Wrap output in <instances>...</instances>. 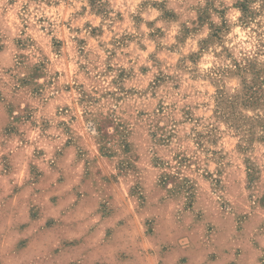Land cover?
<instances>
[{
	"label": "rangeland",
	"instance_id": "rangeland-1",
	"mask_svg": "<svg viewBox=\"0 0 264 264\" xmlns=\"http://www.w3.org/2000/svg\"><path fill=\"white\" fill-rule=\"evenodd\" d=\"M255 80L264 0H0V264H264Z\"/></svg>",
	"mask_w": 264,
	"mask_h": 264
},
{
	"label": "trees",
	"instance_id": "trees-1",
	"mask_svg": "<svg viewBox=\"0 0 264 264\" xmlns=\"http://www.w3.org/2000/svg\"><path fill=\"white\" fill-rule=\"evenodd\" d=\"M244 7V4H242ZM242 8V12H246ZM264 84V81L255 80L252 84H245L243 87V94L241 97L243 104H255L258 101H264V93L262 92L261 88Z\"/></svg>",
	"mask_w": 264,
	"mask_h": 264
},
{
	"label": "crops",
	"instance_id": "crops-1",
	"mask_svg": "<svg viewBox=\"0 0 264 264\" xmlns=\"http://www.w3.org/2000/svg\"><path fill=\"white\" fill-rule=\"evenodd\" d=\"M68 151H70V148L69 147H66V149H65V151H63V153H62V156H65V155H67L66 153L68 152ZM63 158V157H62ZM78 159H77V157H75V159H74V161H75V164H76V161H77ZM61 184H64L65 185V182H62ZM74 184L75 185H77V184H79V178H78V175H76L75 176V182H74ZM74 188H78V187H74V186H68L67 187V189L69 190H73ZM79 204H81V201H78L77 202V204H76V207L77 206H79ZM100 217V227L101 228H103V227H105L106 226V222H107V218L105 217V218H102L101 216H98V218ZM32 239H30L29 241H28V245H27V247L25 248V249H23V251L24 252H29L30 250H31V247H32V244L34 243V241H36L37 240V238H33V237H31ZM7 238H6V236H4V235H2V236H0V244H2V247H1V249H0V255H2L1 253H5L4 251H6V249H7V247H6V245H5V240H6ZM4 243V244H3ZM102 243V242H101ZM110 243L113 245V241H110ZM100 244V243H99ZM98 244V245H99ZM104 244H106V243H104ZM107 246V245H106ZM4 248V251H2V249ZM175 252H177V251H171L170 253H168V256H171V255H174L175 254ZM4 255V254H3Z\"/></svg>",
	"mask_w": 264,
	"mask_h": 264
},
{
	"label": "clouds",
	"instance_id": "clouds-1",
	"mask_svg": "<svg viewBox=\"0 0 264 264\" xmlns=\"http://www.w3.org/2000/svg\"><path fill=\"white\" fill-rule=\"evenodd\" d=\"M239 14H240L239 12L236 13L237 16H238ZM234 18H235V17H234Z\"/></svg>",
	"mask_w": 264,
	"mask_h": 264
}]
</instances>
